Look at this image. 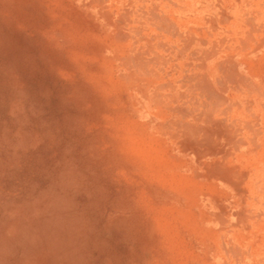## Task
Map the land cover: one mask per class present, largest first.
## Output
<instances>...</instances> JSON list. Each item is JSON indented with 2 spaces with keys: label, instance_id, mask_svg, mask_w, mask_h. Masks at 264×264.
<instances>
[{
  "label": "rangeland",
  "instance_id": "1",
  "mask_svg": "<svg viewBox=\"0 0 264 264\" xmlns=\"http://www.w3.org/2000/svg\"><path fill=\"white\" fill-rule=\"evenodd\" d=\"M0 264H264V0H0Z\"/></svg>",
  "mask_w": 264,
  "mask_h": 264
},
{
  "label": "bare ground",
  "instance_id": "2",
  "mask_svg": "<svg viewBox=\"0 0 264 264\" xmlns=\"http://www.w3.org/2000/svg\"><path fill=\"white\" fill-rule=\"evenodd\" d=\"M126 15V14H125ZM153 16V15H152ZM105 19V21H106V23H109V25H113L112 27H113V34H114V38L115 37H119L120 39H123V37H124V34H123V32H122V30L120 29V27H119V22H121V21H117L116 22V20L114 21V23H113V21H110V20H108V19H106V18H104ZM103 19V20H104ZM109 21V22H108ZM155 22V21H154ZM163 22V21H162ZM117 39V38H116ZM118 43V42H117ZM120 43V42H119ZM133 60V59H132ZM131 60V61H132Z\"/></svg>",
  "mask_w": 264,
  "mask_h": 264
}]
</instances>
